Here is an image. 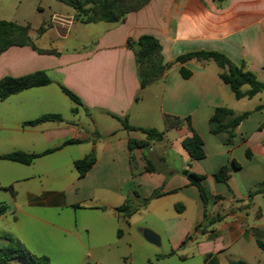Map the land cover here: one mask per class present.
I'll return each instance as SVG.
<instances>
[{
  "label": "crops",
  "instance_id": "obj_1",
  "mask_svg": "<svg viewBox=\"0 0 264 264\" xmlns=\"http://www.w3.org/2000/svg\"><path fill=\"white\" fill-rule=\"evenodd\" d=\"M75 25L83 24L74 20V14L66 21L52 13L48 22L41 23V33L38 27L34 37L29 35L35 49L10 47L0 55V79L42 71L51 81L2 101L8 110L0 117V139L14 148L8 153L53 150L30 165L15 163L19 175L0 181L1 188L13 190L0 189L8 193L0 220L12 217L10 234L35 255L47 254L27 238L32 224L48 227L47 233L56 230L72 237L87 255L124 242L130 253L132 243L141 245L153 264H206L208 255L219 264H248V259L264 264V253L256 245V240L264 242L260 204L264 200V93L236 100L210 62L174 63L185 52L216 51L264 83V0H150L123 21L106 23L88 45L61 47L69 27ZM143 35L158 41L168 67L141 89L127 42ZM181 68L190 72L187 79L181 76ZM60 87L78 97L81 105L76 113L71 111L75 104ZM150 100L156 105L150 106ZM248 105V110L242 109ZM219 107L232 110L234 116L248 114L229 145L222 143L223 136L209 132L208 121ZM45 114L60 115L63 121L23 125ZM165 116L188 118L189 125L166 129ZM123 121L134 128L162 131L163 139L130 152L129 141H146V135L125 129ZM190 128L202 141V159H191L181 145ZM67 140L79 143L63 146ZM89 154L95 162L79 177L74 162ZM222 166L229 170L225 183L213 176ZM186 171L203 176L205 202ZM125 202L129 215L116 210ZM65 211H71L72 226L51 221L52 215L62 218ZM136 215L158 236V245L142 240L143 229L136 233L132 223ZM81 218L88 223L79 228ZM80 231L92 237L91 242L95 236L101 242L86 246Z\"/></svg>",
  "mask_w": 264,
  "mask_h": 264
},
{
  "label": "trees",
  "instance_id": "obj_2",
  "mask_svg": "<svg viewBox=\"0 0 264 264\" xmlns=\"http://www.w3.org/2000/svg\"><path fill=\"white\" fill-rule=\"evenodd\" d=\"M57 2L70 7L74 11V20L83 25L103 23H118L124 20L125 16L137 12L145 7L150 0H56ZM221 2L223 0H214ZM29 25H17L13 22L0 21V55L2 52L10 47L30 46L35 49L29 38ZM42 32V28L38 29V33ZM127 47L130 48L135 56L137 65V73L140 88H145L158 79L168 65H165L160 55V45L158 41L148 35H143L138 38L136 42H127ZM43 54H55L54 51L39 50ZM190 61L197 62H212L216 65L219 73V78L229 86L233 97L236 100L251 99L259 93H264V83L259 81L257 77L250 71L245 70L243 65L234 64L227 56L216 51H191L179 55L174 63L183 64ZM180 74L184 79L190 76V72L184 68L180 69ZM51 83L48 76L42 72H34L21 77H3L0 79V101H4L9 96L20 93L24 90L47 86ZM246 87V90L243 88ZM60 90L65 94L74 104L75 107L71 110L76 113L78 107L81 105L78 97L66 89L60 87ZM247 113L234 116L232 110L226 107L216 108L214 114L208 121L209 132L214 136H223L221 141L225 145L232 143L234 132L238 124L247 117ZM55 121L62 122V118L57 114H45L40 117L24 122V126H35L40 123ZM166 129L178 128L181 124L189 125L188 118L181 120L176 117L165 116ZM123 127L127 130H139L146 135V141L130 140L128 149L132 152L134 149H141L148 145L149 141L160 142L163 139V132L154 128H134L129 126L126 121H123ZM79 143L78 140H67L62 145H72ZM181 145L189 157L193 160L202 159L204 152L202 148V141L199 136L190 128V135L182 140ZM53 150H45L41 153L27 154L20 151H14L4 155H0V160H7L21 165H30L36 158L51 153ZM246 156L250 157L247 151ZM95 162V157L92 154L74 162V167L79 177L85 175L88 169ZM234 166L238 165L234 162ZM190 182L195 185L199 191L203 202L206 201L204 189L201 185L203 176L195 175L185 172ZM218 182L225 183L229 170L222 166L214 175ZM0 189L9 190L13 193L12 187ZM77 208L78 206H74ZM117 211H127V202L116 208ZM6 212V206L0 204V215ZM198 228H195V230ZM257 247L264 253V242L256 240ZM23 259L28 264H52L48 257L41 255L37 256L29 252L24 245L7 235L0 236V264H8L14 259ZM206 264H219L214 256L208 255L204 258ZM230 264H244L241 261L231 262Z\"/></svg>",
  "mask_w": 264,
  "mask_h": 264
},
{
  "label": "rangeland",
  "instance_id": "obj_3",
  "mask_svg": "<svg viewBox=\"0 0 264 264\" xmlns=\"http://www.w3.org/2000/svg\"><path fill=\"white\" fill-rule=\"evenodd\" d=\"M39 7L41 9H39ZM59 14L64 20L67 21L69 17L74 14V11L68 6L57 2L56 0H0V21L13 22L17 25H29L31 31L30 36H35V30L40 27L41 23L44 21L48 22L49 16L52 14ZM106 23L100 22L96 24L89 25H75L74 27H69L67 31L68 37L62 39L61 47L65 49H71L75 47H80L83 44H89L93 42L103 31ZM79 26V28H77ZM54 33L56 31H53ZM49 36V35H48ZM46 45V43H43ZM211 66H215L210 62ZM217 68V67H216ZM245 88V87H244ZM243 88V89H244ZM150 106L156 105L155 101L150 100ZM251 105L245 106L242 109L248 110ZM8 110L5 103L0 102V117L5 110ZM80 117V116H79ZM3 130L0 124V138L2 136ZM12 148L9 144L4 143L0 139V154L10 152ZM11 166V167H10ZM14 166V167H13ZM19 165L11 163L10 161H0V181L6 183L13 176H18ZM8 193L5 191H0V203L6 204ZM261 208L264 213V200L262 198ZM257 208L253 209V212ZM62 218H55L54 215L50 217L51 221H58L63 223L65 227H70L73 224V219L71 211H65L62 214ZM12 217L7 216L0 220V232L9 233L6 234L11 238L15 239L10 233L11 230ZM88 223L87 219L79 220V228L83 227V224ZM132 223H135L134 230L139 234L140 229H147L143 226L144 220H142L137 215L132 218ZM144 227V228H142ZM48 227H37L31 225L27 230V238L35 247L44 251L50 259L52 264H153L154 259L148 257L146 254V249L138 245L137 243H132V251L129 252L127 244L124 242L117 246H111L108 249H96L91 251L89 255L84 251L85 249L78 244V242L73 240L70 236H63L62 233L56 230L53 233H47ZM81 239L83 243L87 246L90 243L101 242L99 237L95 236L94 241L91 242L92 237L86 236L85 232L80 231ZM143 238V237H141ZM103 239L109 241V236L104 235ZM142 240H145L144 238ZM145 246L147 243L142 241ZM152 248V247H148ZM153 250V249H152ZM30 252V251H29ZM33 254V253H32ZM35 255V254H34ZM42 255V254H41ZM40 254L37 256H41ZM248 264H255L251 259H248ZM8 264H28L27 261L17 258L9 261Z\"/></svg>",
  "mask_w": 264,
  "mask_h": 264
},
{
  "label": "water",
  "instance_id": "obj_4",
  "mask_svg": "<svg viewBox=\"0 0 264 264\" xmlns=\"http://www.w3.org/2000/svg\"><path fill=\"white\" fill-rule=\"evenodd\" d=\"M142 236L147 242L153 245L159 244L158 236L154 234L153 232H151L150 230H147V229L142 230Z\"/></svg>",
  "mask_w": 264,
  "mask_h": 264
}]
</instances>
